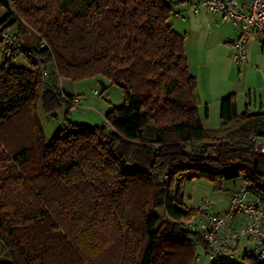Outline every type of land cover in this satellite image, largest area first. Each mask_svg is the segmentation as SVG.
Here are the masks:
<instances>
[{
    "label": "trees",
    "instance_id": "1",
    "mask_svg": "<svg viewBox=\"0 0 264 264\" xmlns=\"http://www.w3.org/2000/svg\"><path fill=\"white\" fill-rule=\"evenodd\" d=\"M183 1L10 0L0 29L24 48L5 55L0 39V264H194L206 241L183 225L196 211L182 181L242 177L264 200L251 139L264 112L239 114L227 94L222 125L204 126L186 35L171 22ZM20 54L29 67L13 63ZM98 75L125 104L48 140L39 104L71 108L58 80ZM240 256L220 264H264L252 249Z\"/></svg>",
    "mask_w": 264,
    "mask_h": 264
},
{
    "label": "built area",
    "instance_id": "2",
    "mask_svg": "<svg viewBox=\"0 0 264 264\" xmlns=\"http://www.w3.org/2000/svg\"><path fill=\"white\" fill-rule=\"evenodd\" d=\"M190 8L194 13L215 12L236 26L238 34L227 39L236 63L247 61L250 37L254 33L264 35V0H193ZM0 39L6 46L5 55L12 56L15 50L24 48L9 30L0 29ZM99 93V89L95 90V94ZM74 101L82 105L79 98ZM251 139L254 149L264 154V133L254 134ZM228 197L227 211H217L214 202L205 198L194 206V215L184 220L187 229L200 232L206 241V246L196 253L194 264L232 262L240 259L247 248L264 257L263 198L253 194L247 185L231 190Z\"/></svg>",
    "mask_w": 264,
    "mask_h": 264
},
{
    "label": "crops",
    "instance_id": "3",
    "mask_svg": "<svg viewBox=\"0 0 264 264\" xmlns=\"http://www.w3.org/2000/svg\"><path fill=\"white\" fill-rule=\"evenodd\" d=\"M190 7L188 1L176 4L171 22L178 33L186 35L187 59L199 84L198 109L204 126L215 129L222 125L220 106L227 94L236 95L239 114L264 112V35L254 33L247 61L236 63L227 41L238 34L236 26L215 12L194 13Z\"/></svg>",
    "mask_w": 264,
    "mask_h": 264
},
{
    "label": "rangeland",
    "instance_id": "4",
    "mask_svg": "<svg viewBox=\"0 0 264 264\" xmlns=\"http://www.w3.org/2000/svg\"><path fill=\"white\" fill-rule=\"evenodd\" d=\"M7 9L6 5L0 4V18H3ZM9 29L18 31L15 25L9 26ZM13 63L18 66L29 67V63L23 54L13 59ZM57 84L66 95H75L83 104H76L70 108L67 103L63 102L61 108L55 114H48L43 105L39 104V117L48 140L62 129H72V124L75 123L100 125L105 122V116L112 108L125 104L122 89L103 75L79 80L61 77ZM98 89L100 93L95 94V90ZM222 185V188H217L207 178H193L192 180L182 181L178 193L184 199L185 206L192 207L201 199L209 198L214 202L217 211L221 209L222 212H225L228 208V195L231 190L242 187L246 183L244 178L240 177L223 181ZM156 212L165 217V213L161 208H157ZM246 243L248 242L242 241L243 245H246Z\"/></svg>",
    "mask_w": 264,
    "mask_h": 264
},
{
    "label": "water",
    "instance_id": "5",
    "mask_svg": "<svg viewBox=\"0 0 264 264\" xmlns=\"http://www.w3.org/2000/svg\"><path fill=\"white\" fill-rule=\"evenodd\" d=\"M0 3L2 4V5H6V6H10L11 4H10V0H0Z\"/></svg>",
    "mask_w": 264,
    "mask_h": 264
}]
</instances>
